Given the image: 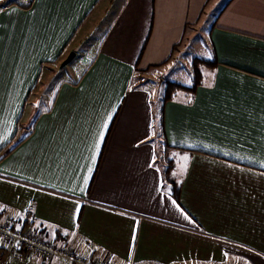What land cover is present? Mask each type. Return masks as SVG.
Masks as SVG:
<instances>
[{"label": "crops", "instance_id": "crops-1", "mask_svg": "<svg viewBox=\"0 0 264 264\" xmlns=\"http://www.w3.org/2000/svg\"><path fill=\"white\" fill-rule=\"evenodd\" d=\"M199 34L200 81L163 102L148 81ZM0 150L18 232L110 264H264V0H0ZM12 245L0 264H73Z\"/></svg>", "mask_w": 264, "mask_h": 264}, {"label": "built area", "instance_id": "built-area-1", "mask_svg": "<svg viewBox=\"0 0 264 264\" xmlns=\"http://www.w3.org/2000/svg\"><path fill=\"white\" fill-rule=\"evenodd\" d=\"M25 222H31L32 217L27 213ZM0 240L12 242L14 249H20L24 254H36L48 260L61 258L73 264H110L104 259H88L76 252L68 243L46 238L37 227L16 231L10 221L0 219Z\"/></svg>", "mask_w": 264, "mask_h": 264}, {"label": "rangeland", "instance_id": "rangeland-1", "mask_svg": "<svg viewBox=\"0 0 264 264\" xmlns=\"http://www.w3.org/2000/svg\"><path fill=\"white\" fill-rule=\"evenodd\" d=\"M209 55L207 53L206 47L204 45V42L202 40L201 34H199L194 42L190 41V44L186 46V50L183 54H181L178 61L171 67L169 72H166V76L164 75L165 69H158L157 74L161 77V81H153L149 80V85L152 86L153 89H155V92H157V97L160 98L165 93V82L167 80L176 81L180 84H183L185 86H191L193 83H196V63L197 61L200 63V60L203 59V62H207L209 59ZM78 59L72 61L70 64H67L64 66L61 71H58V75L60 77L66 76H78L83 68V64H78ZM202 62V64H204ZM201 64V63H200ZM203 66H199L197 69H199L201 72L203 70ZM167 71V70H166ZM156 73V72H155ZM149 76V75H148ZM148 79H151V76L148 77ZM199 79V78H197Z\"/></svg>", "mask_w": 264, "mask_h": 264}, {"label": "trees", "instance_id": "trees-1", "mask_svg": "<svg viewBox=\"0 0 264 264\" xmlns=\"http://www.w3.org/2000/svg\"><path fill=\"white\" fill-rule=\"evenodd\" d=\"M202 61L203 60H200V63L197 61L196 63V71H197V75H196V83H193L191 86H185L183 84H180L176 81H171V80H167L165 82V93L163 95V102L169 100L172 98L173 94L175 92H177L178 90H189V91H192V90H195L198 82L200 81V78H201V71L199 69H197L200 65H202ZM199 78V79H197ZM1 152V150H0Z\"/></svg>", "mask_w": 264, "mask_h": 264}, {"label": "water", "instance_id": "water-1", "mask_svg": "<svg viewBox=\"0 0 264 264\" xmlns=\"http://www.w3.org/2000/svg\"><path fill=\"white\" fill-rule=\"evenodd\" d=\"M74 55H75V52H71L69 54V56L63 61L62 66L68 64L72 60V58L74 57Z\"/></svg>", "mask_w": 264, "mask_h": 264}, {"label": "snow or ice", "instance_id": "snow-or-ice-1", "mask_svg": "<svg viewBox=\"0 0 264 264\" xmlns=\"http://www.w3.org/2000/svg\"><path fill=\"white\" fill-rule=\"evenodd\" d=\"M105 127H106V125H105ZM102 135H103V133H101V137H102Z\"/></svg>", "mask_w": 264, "mask_h": 264}]
</instances>
